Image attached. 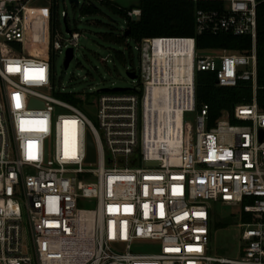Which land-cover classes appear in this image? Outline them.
<instances>
[{"label": "built area", "instance_id": "1", "mask_svg": "<svg viewBox=\"0 0 264 264\" xmlns=\"http://www.w3.org/2000/svg\"><path fill=\"white\" fill-rule=\"evenodd\" d=\"M33 1L0 0V264H264V221L243 220L264 215V111L254 97L208 128V106L196 109L197 71L215 73L219 86L251 82L255 93L258 1L222 0V10L196 11L198 34L249 36L247 53L199 54L195 38L137 43L147 78L141 66L140 86L104 91L97 127L52 94L51 52H74L80 32L70 30L63 44L52 34V1ZM28 8L45 11L46 56ZM127 14L137 19L141 9ZM178 40L192 42V66L155 60L161 42ZM155 88L165 97L155 99ZM187 113H196L195 126ZM179 114L181 137L172 147L165 140ZM88 131L95 162L86 160ZM211 202L242 209L236 258L212 253Z\"/></svg>", "mask_w": 264, "mask_h": 264}, {"label": "rangeland", "instance_id": "2", "mask_svg": "<svg viewBox=\"0 0 264 264\" xmlns=\"http://www.w3.org/2000/svg\"><path fill=\"white\" fill-rule=\"evenodd\" d=\"M49 0H34L32 5H46ZM53 1V0H51ZM86 0H80L77 7L69 0H56L58 19L53 23V36L58 33L59 40L68 44L72 32H80L78 46L74 49V57L68 68L64 61L66 51L51 52V64L54 74L53 96L81 109L90 121L97 127L99 125L98 98L104 89L126 88L133 89L140 86L142 71V56L137 43L127 39L124 44L106 41L104 36L108 33L121 35L126 26L125 17L114 14L100 0H91L98 11L83 13L82 6ZM118 5L128 8L138 0H113ZM63 11H67V25L64 21ZM41 52V51H40ZM122 53L123 58L117 55ZM218 50H209L201 54L220 55ZM136 70L138 79L134 81L128 71ZM64 108H58L57 114L68 113ZM196 113H187L185 120L195 126ZM213 206L211 246L213 254H222L236 258L241 253V228L238 226L242 209L237 206H224L220 202H211ZM92 207L91 204H85ZM247 222L264 221L263 214H248ZM245 221V220H244Z\"/></svg>", "mask_w": 264, "mask_h": 264}, {"label": "trees", "instance_id": "3", "mask_svg": "<svg viewBox=\"0 0 264 264\" xmlns=\"http://www.w3.org/2000/svg\"><path fill=\"white\" fill-rule=\"evenodd\" d=\"M114 14L125 17L127 26L121 35L108 33L104 36L106 41L124 44L127 39H132L136 43L144 39L156 37H184L195 38L196 49L199 54L209 50H227L231 52L247 53L252 47L249 36H238L230 32H220L212 34L204 32L197 33L196 11L222 10L224 2L222 0H138L136 4L128 8L118 5L113 0H100ZM257 21H258V86L254 93L251 82L239 81L235 86H219L216 83L215 73L209 71H197L196 73V109L200 110L204 105L208 106L207 127L212 128L224 111H232L238 104H250L255 97L259 108L264 111V0H257ZM133 8L141 9V16L132 19L127 12ZM51 30L54 20L57 19V3L52 1ZM83 13H95L97 6L91 0H86L82 6ZM29 8L27 10L28 14ZM30 23L35 28L36 23L29 18ZM41 17V15H39ZM68 17H65L67 20ZM38 22V21H37ZM31 26V25H30ZM128 31V35H126ZM53 33V31H52ZM39 49L43 56L47 53V32L44 21L41 23L39 32L36 33ZM123 58V54L117 55ZM127 89L126 91H129ZM248 215H243V220L247 221Z\"/></svg>", "mask_w": 264, "mask_h": 264}, {"label": "bare ground", "instance_id": "4", "mask_svg": "<svg viewBox=\"0 0 264 264\" xmlns=\"http://www.w3.org/2000/svg\"><path fill=\"white\" fill-rule=\"evenodd\" d=\"M155 52H156V58H155L156 61L159 60L160 62L164 61L166 63L169 59H173L178 64L182 63L183 65H185L186 62H188L190 66H192L193 64V44L191 41L188 40L169 41L168 43H166V45H164V43L161 42V44L156 47ZM165 53L167 54L164 55ZM153 94L155 99L165 97L163 96L165 94L164 89L155 88ZM181 127H182V117L179 114L177 118L176 130L173 129L171 134L165 140L169 143L170 146L174 147L175 143L180 141ZM174 134L175 135L177 134L178 136L174 137ZM172 151L173 154H171L172 155L171 158L175 162H178L175 153L177 152V150L174 149Z\"/></svg>", "mask_w": 264, "mask_h": 264}, {"label": "water", "instance_id": "5", "mask_svg": "<svg viewBox=\"0 0 264 264\" xmlns=\"http://www.w3.org/2000/svg\"><path fill=\"white\" fill-rule=\"evenodd\" d=\"M71 4L79 7L80 6V0H69ZM64 21L67 25V20L64 18ZM67 30L70 32V29L68 28L67 26ZM126 35H128V31L126 33ZM74 57V52H73V49L70 48L67 53H66V58H65V61H64V66L65 68H68L69 64H70V61L73 59ZM142 67H143V76H142V79L143 80H146L147 78V57H145L144 61H143V64H142ZM128 75L131 79H136L137 78V74L134 72V71H128ZM127 89L126 88H114V89H104L103 91H126ZM32 105H38V104H42L41 102L37 101V100H32ZM261 137H262V131H261ZM96 157H97V151H96V145H95V142H94V139H93V136L91 134L90 131H88L87 133V162H95L96 161ZM151 165H154L156 163H150Z\"/></svg>", "mask_w": 264, "mask_h": 264}, {"label": "crops", "instance_id": "6", "mask_svg": "<svg viewBox=\"0 0 264 264\" xmlns=\"http://www.w3.org/2000/svg\"><path fill=\"white\" fill-rule=\"evenodd\" d=\"M44 9H33V8H29L28 14H29V18L32 20L30 22H34L36 23L35 28H33V24L30 23L31 27L34 29V34L36 35L37 32H39V28L41 26V23L43 22V18L42 16L39 17V15H41V13H44ZM38 21V22H37Z\"/></svg>", "mask_w": 264, "mask_h": 264}]
</instances>
